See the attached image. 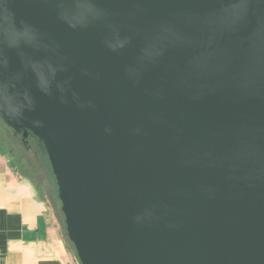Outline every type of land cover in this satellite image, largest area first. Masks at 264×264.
<instances>
[{
  "label": "water",
  "instance_id": "95a60500",
  "mask_svg": "<svg viewBox=\"0 0 264 264\" xmlns=\"http://www.w3.org/2000/svg\"><path fill=\"white\" fill-rule=\"evenodd\" d=\"M0 119L80 264H264V0H0Z\"/></svg>",
  "mask_w": 264,
  "mask_h": 264
},
{
  "label": "crops",
  "instance_id": "0c3cea01",
  "mask_svg": "<svg viewBox=\"0 0 264 264\" xmlns=\"http://www.w3.org/2000/svg\"><path fill=\"white\" fill-rule=\"evenodd\" d=\"M0 264H80L31 179L0 144Z\"/></svg>",
  "mask_w": 264,
  "mask_h": 264
},
{
  "label": "rangeland",
  "instance_id": "374dc122",
  "mask_svg": "<svg viewBox=\"0 0 264 264\" xmlns=\"http://www.w3.org/2000/svg\"><path fill=\"white\" fill-rule=\"evenodd\" d=\"M12 137L11 132L7 131L0 124V138L4 139L3 145L6 149H12L13 159L17 160L20 168L33 178L38 189H40L42 200L46 204L49 217L57 227L59 233H61V226L56 213L58 204L54 200L52 176L47 172L46 167L37 159L36 153L33 150H27L19 139L14 141Z\"/></svg>",
  "mask_w": 264,
  "mask_h": 264
},
{
  "label": "trees",
  "instance_id": "16d2710c",
  "mask_svg": "<svg viewBox=\"0 0 264 264\" xmlns=\"http://www.w3.org/2000/svg\"><path fill=\"white\" fill-rule=\"evenodd\" d=\"M0 124L3 126V127H5L6 128V130L7 131H9V132H11V134H12V138L14 139V141L15 140H18L19 139V136H14L13 135V133H12V131L1 121V119H0ZM3 142H4V139L2 138H0V144H2L3 145ZM4 146V145H3ZM27 148L26 149H30V150H33V151H35L36 152V157H37V159L41 162V164L44 166V167H46V169H47V172L50 174V166H49V162H48V160L46 159V156H45V153H43V151L40 149V147L38 146V145H36L35 144V142H34V140L32 139V138H29V141L27 142ZM5 147V146H4ZM6 148V147H5ZM28 149V150H29ZM7 151H8V153H9V155L12 157V149H6ZM13 158V157H12ZM14 160V159H13ZM16 163H17V165H18V168H19V170L21 171V173L23 174V175H25L26 177H28L29 179H31L32 180V182L34 183V186H35V189H37V192H38V197L42 200V195H41V193H40V189H38V187H37V185H36V183L34 182V180H33V178L30 176V175H28L27 173H25L21 168H20V166H19V164H18V162H17V160H14ZM51 176H52V174H50ZM52 178H53V176H52ZM53 188H54V200H55V202L58 204V208H57V210H56V213H57V218H58V220H59V223H60V226H61V233H62V236H63V238H64V241H65V244H66V247H68V249H69V251L72 253V254H74V248L71 246V244H70V242L68 241V239H67V235H66V232H65V229H64V218L62 217V213L60 212V203L58 202V200H57V197H56V192H57V189L55 188V184H54V179H53ZM43 201V200H42Z\"/></svg>",
  "mask_w": 264,
  "mask_h": 264
},
{
  "label": "flooded vegetation",
  "instance_id": "af4514ba",
  "mask_svg": "<svg viewBox=\"0 0 264 264\" xmlns=\"http://www.w3.org/2000/svg\"><path fill=\"white\" fill-rule=\"evenodd\" d=\"M19 140H20L21 142H23L22 139H21V135H19ZM25 141L28 142V141H29V137H28ZM27 142H26V145H23V144H22V145L25 146L26 148L28 147V146H27ZM28 149H29V148H28ZM28 149H27V150H28ZM29 150H30V149H29ZM34 153H36V152L34 151Z\"/></svg>",
  "mask_w": 264,
  "mask_h": 264
}]
</instances>
